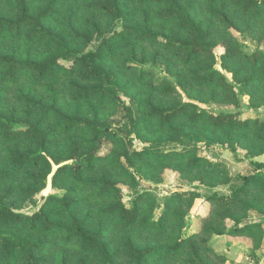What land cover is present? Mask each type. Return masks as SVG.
Here are the masks:
<instances>
[{
  "label": "trees",
  "instance_id": "trees-1",
  "mask_svg": "<svg viewBox=\"0 0 264 264\" xmlns=\"http://www.w3.org/2000/svg\"><path fill=\"white\" fill-rule=\"evenodd\" d=\"M194 1L46 0L36 5L37 0H0V43L17 44L0 49V87L20 83L29 86L27 91H16L15 107L9 109L2 106L0 90V140L8 144L5 150H0V158L6 154V163H0V264H47L46 250L53 241L56 245L60 242L78 248L80 256L71 264H119L116 253L104 238L103 223L91 227L76 215H70L65 223L59 220V212L67 211L74 202L66 195L70 190L62 196L48 195L32 214L14 211L10 205L13 190L6 184L19 173L25 174L27 184L17 190L26 197L40 191L53 173V180L59 176L70 177L82 189L90 190L95 200L107 201L102 213L116 224L159 234L164 232L166 220L176 219L182 224V214L171 204L198 198V193L176 191L164 196L161 200L165 209L158 218L143 215V203L148 199L155 201L150 192L138 193L131 207L125 205L126 186L135 183L131 168L139 171L148 163H160L161 169H173L167 162L184 163L189 171L199 173L192 181L210 189L203 196L217 208L215 216L223 221L219 229L209 227L211 232L244 235L254 240V247H259L264 221H250L251 217L264 215V172L230 174L224 163L197 155V147L151 150L165 148L187 134L174 124L178 118L185 117L192 125L204 123L224 132V138L218 140L201 133L206 144L220 145L236 153L235 140L241 141L249 134L252 145L248 153L264 154V119L240 118L239 111H234L240 106V88L215 69L212 62L201 61L215 59L218 43L209 25L196 16ZM205 1L210 15L217 17L225 32L235 38L244 34L245 29L216 7L218 0ZM222 1L241 16L254 20L264 17V0ZM66 2L82 4L91 17L86 15L85 20L76 23L73 9L71 16L64 18L63 26H58L54 23L55 17ZM147 6L160 8L151 17ZM117 21H121L119 29L107 31ZM156 21L163 23L164 28L153 29L151 23ZM136 45L143 46L145 54L154 47L157 51L152 52V58L168 59V64L181 60L183 65H190L196 61L188 71L189 79L197 87H208L212 96L219 92L227 97L233 109L215 112L198 110L192 102L164 106L146 99L141 115L131 118L129 123L133 137L146 145L131 149L126 139L109 127V114L102 115L101 109L110 101L115 104L106 84L120 83L121 79L119 71L106 60H111L120 48ZM238 51L245 55L248 64L264 62V51L260 49L245 53L241 48L226 47L220 59H229ZM65 56L70 59H64ZM121 65L149 90L171 96L178 94L176 86L166 77H152V71L127 59L121 60ZM232 72L238 78V70ZM261 79L264 80V68ZM249 81L237 82L247 85ZM37 88L49 93V97L38 93ZM62 99L84 105L87 110L82 113L74 107L69 111L60 104ZM148 123L163 130L145 131ZM161 131L164 133L160 134ZM106 142L111 147L103 150L102 144ZM100 165L106 168L98 169ZM252 166L259 169L262 163L256 161ZM253 196H259L257 202L252 201ZM235 209L240 213L234 214ZM191 237H179L165 249L153 244L139 246L128 234L122 246L127 264H147L148 258L154 255L174 258L175 254L184 256L182 264H211ZM56 264L70 262L62 255Z\"/></svg>",
  "mask_w": 264,
  "mask_h": 264
},
{
  "label": "rangeland",
  "instance_id": "rangeland-1",
  "mask_svg": "<svg viewBox=\"0 0 264 264\" xmlns=\"http://www.w3.org/2000/svg\"><path fill=\"white\" fill-rule=\"evenodd\" d=\"M46 0H37L36 5L44 4ZM134 4L137 6L136 1ZM216 7L222 9L229 17L233 18L237 25L245 32L242 36L235 38L229 33L225 32L224 25L218 21L217 17L211 16L209 8L205 0H195L193 2L195 14L199 19H203L206 25L213 31L214 39L218 43L214 52L215 59H202L201 61L212 62L215 69L220 70L227 78V80L233 84H236L240 90L239 101L240 106L234 111H239V117L246 118H259L264 119V80L261 79V71L264 68V62L259 61L257 64H248L245 55L238 51L234 56L222 61L220 56L224 53L226 47L231 50L241 48L245 53L252 52L256 49L264 51V17L258 20H254L251 17H245L239 15L232 7L222 1H216ZM146 5V4H144ZM143 5V6H144ZM83 5L79 3L66 2L60 8V14L55 17V24L63 26V20L65 17H70V10L75 11L73 20L76 23H81L85 16L91 17L90 13H86L83 9ZM150 16L160 8V6H147L146 7ZM78 15L79 17H77ZM121 21L113 23L108 27L107 31L110 33L114 29H119ZM153 29L160 30L164 28L163 23L158 21L151 23ZM169 27L168 29H170ZM99 39H95V43H98ZM16 47V43H0V49H9V47ZM157 51L154 47L149 48L145 54L143 52V46L136 45L133 47L125 46L123 49H119L115 56L111 60H106L108 65L117 69L121 75L120 83L114 81L108 82L106 88L109 93L114 96L115 104L110 101L105 103L101 109L102 115L109 114V127L113 129L117 134L123 136L131 149H138L142 145H146L135 139L131 134L130 119L136 118L141 115V110L145 109L146 99L150 100L154 104H161L169 106L176 102H192L196 104L198 110L206 109L215 112L231 110V105L228 103L227 97H222L219 92H216L214 96L210 93L208 87H197L188 77V71L196 65V61L190 65H183L180 62L168 64L169 60L162 57L153 59L152 52ZM64 59H70L69 56H65ZM127 59L140 64L145 70L152 71V77H166L177 88V95H165L157 91H151L146 85L138 82L134 76H130L126 73L125 69L121 65V60ZM222 65L227 66L222 68ZM238 70V78L234 77V72ZM244 79H250L247 85H241L237 81ZM18 89L27 91L29 86L20 83L17 86H1V95L3 99V108L9 109L15 107V101L13 95H15ZM38 93H44L45 97H49V93L37 88ZM60 104L69 111H72L74 107L80 109L82 113L86 112L87 108L84 105L73 103L62 99ZM174 124L182 127L187 134L180 137L178 142L167 145L165 148L151 149L153 151H169L187 149L188 147H197L195 153L201 157H205L213 162L224 163L226 170L230 174L248 173L247 166L258 162L259 157L264 154L252 156L248 153L249 147L252 145L248 140L249 134L244 135L241 141L235 140V152L216 144H206L205 136L201 133L209 135L213 139L224 138L223 131H215L214 129L206 126L204 123H189L185 117L178 118ZM163 130L156 126V124L148 123L144 130L148 131ZM190 132L200 133L191 134ZM149 133V132H148ZM164 132L161 131L160 134ZM151 135V133H150ZM154 136V135H153ZM158 137V136H157ZM1 141V140H0ZM8 144L0 142V150L6 149ZM103 150L110 148L109 143L102 144ZM0 163H6V154L1 156ZM169 167L173 169H161L160 163H148L143 169L136 170L131 168L132 174L135 177V183L132 186L127 187L128 195L124 199L126 206L131 207L133 199L138 193L150 192L155 201L146 200L143 203V215L150 216L152 218H158L159 215L165 209L164 202L161 200L164 196L170 195L176 191H182L187 193L193 191L198 193V198L189 199L181 202H175L172 208H175L182 214V224L176 219L166 220L165 229L162 234L152 231L137 230L132 227H126L116 224L111 217H107L102 213V209L106 205L107 201L95 200L90 190H85L76 184L70 177L59 176L53 180V173H51L45 183V186L36 194L26 197L17 190L21 185H26V176L24 173H19L14 176L10 182L6 185L10 187L12 192L11 207L14 211L23 214H32L39 210L40 206L44 202L45 197L50 194L62 196L67 190L71 192L66 193L74 202L70 205L67 211H60L58 218L62 222H66L70 215H76L87 221L91 227H97L99 223H103L106 232L104 238L109 242L111 249L116 253V260L119 264H127V258L123 251V242L128 236L132 235V238L139 246H145L153 244L160 248L170 247L174 241L179 237H191L192 242L197 246L201 255L206 258L211 264H234V257L236 253L234 251L235 246L238 243L244 244L253 243L250 237L244 235H232V234H216L211 232L209 227L213 229H219L223 226V221L219 220L215 216L217 208L211 206L203 195H205L210 189L204 185L193 182V177H199L197 172L189 171L184 167V163L167 162ZM99 168H106L105 165H100ZM248 171V170H247ZM202 173V172H200ZM262 174V172H260ZM195 175V176H194ZM260 176V175H259ZM262 176V175H261ZM264 178V177H263ZM262 179V178H261ZM259 196H253L252 201L257 202ZM259 203V202H258ZM261 203V202H260ZM264 207V204H262ZM254 211V210H252ZM234 214L240 213V210H232ZM255 212V211H254ZM264 221V215L256 218L251 217L250 222ZM246 223L244 221L242 224ZM54 240H56L54 238ZM58 241V240H57ZM238 242L237 244H234ZM48 257L47 264H56L60 256H66L70 264L80 256V252L77 247L72 245H64L63 243L55 244L53 241L46 250ZM174 258L169 256H153L148 258L147 264H182L180 254H175ZM98 264V263H93Z\"/></svg>",
  "mask_w": 264,
  "mask_h": 264
},
{
  "label": "crops",
  "instance_id": "crops-1",
  "mask_svg": "<svg viewBox=\"0 0 264 264\" xmlns=\"http://www.w3.org/2000/svg\"><path fill=\"white\" fill-rule=\"evenodd\" d=\"M258 162L262 163V167L255 169L254 166L248 167V173H256L258 171L264 172V155L259 157ZM244 172H242L243 174ZM235 242L234 244H237ZM236 256L234 257V264H264V235L259 247H254L253 243H238L234 249Z\"/></svg>",
  "mask_w": 264,
  "mask_h": 264
}]
</instances>
